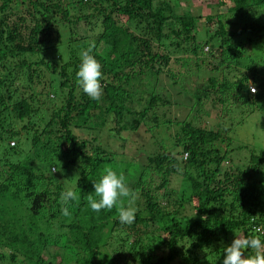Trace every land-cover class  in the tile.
<instances>
[{
  "label": "trees",
  "instance_id": "16d2710c",
  "mask_svg": "<svg viewBox=\"0 0 264 264\" xmlns=\"http://www.w3.org/2000/svg\"><path fill=\"white\" fill-rule=\"evenodd\" d=\"M209 1L224 11L203 15L200 33V17L168 0H0V160L18 157L0 164V264H223L234 232L260 228L264 242V151H251L244 169H227L220 146L231 140L230 125L160 121L155 109L168 98L154 85L144 94L128 90L141 78L162 76L183 90L191 80L195 116L209 104L226 120L240 106L235 124L257 113L264 129V0ZM91 43L102 66L100 101L76 82ZM252 49L258 53L240 64ZM140 125L172 127L170 151L162 147L145 166L101 146L103 132L123 140ZM58 164L75 171L71 184L51 173ZM109 165L137 194L131 224L119 221L116 207L97 213L88 205ZM177 174L186 186L175 197ZM67 190L80 199L66 205L65 217Z\"/></svg>",
  "mask_w": 264,
  "mask_h": 264
},
{
  "label": "rangeland",
  "instance_id": "374dc122",
  "mask_svg": "<svg viewBox=\"0 0 264 264\" xmlns=\"http://www.w3.org/2000/svg\"><path fill=\"white\" fill-rule=\"evenodd\" d=\"M168 1H170V4L175 7L176 12H179L180 9H184L189 10L190 13L195 17L199 16L200 19L196 22V30L200 33L202 32V26L204 24V21L202 19L203 15H221V12L224 11L222 8L218 9L215 5H212L213 3L209 0ZM88 29L89 26L85 27L83 33H88ZM79 34H82V31H80ZM197 40H200L199 43L201 44L203 39L201 40V38L197 36ZM203 52H205V54L208 53V51L205 50ZM255 53H258L257 49L255 51H253L252 49V53L249 55V57L247 56V54H245V60L242 59L240 64H248L247 59L252 58V55ZM261 73L264 74V68ZM202 79V76L199 77L196 83L200 84L202 82ZM54 82H56L55 79ZM190 82L191 80H188L186 84L187 89L188 87L189 89L183 90L181 85L178 84L177 86H172L170 82H168L162 76H158L156 83H154L153 79L151 78H141L137 82H134L133 85L129 86L128 90L132 92L137 91L138 93L143 92L142 94H144L147 91V88H151L154 85L153 90L156 93H159L168 98V101L170 103L169 106L167 105L163 108L160 107L157 110L155 109L156 116L160 121H181L183 117L188 120H190L192 117H196V119H192L191 121H193L196 125L199 124V126H203L209 129H212L218 124L222 126L224 123L225 126L230 125L228 137L231 140L228 142H223L220 147L222 151L226 152V156L227 158H229L231 164L224 163L223 166L227 169L228 166H237V168L239 169L246 168L248 166V158L251 151H254L255 154L264 151V129L260 127V115L254 113L244 118L242 123L235 124L240 120L241 112L245 111L243 107L238 106L231 109L229 112H226V120L225 118H220L219 120V118L217 117L219 116V112H216L215 108H212L211 105L207 104L208 106L202 107V109L204 110V114L195 116L197 110L191 108L192 99L190 98V92H192V85L189 84ZM198 110L200 111V109ZM230 120L232 122H230ZM72 133L79 139L89 138L88 130L72 129ZM173 133L174 130L172 127L169 130H165L163 126H161L158 130L152 128L145 131V126L143 127L140 125L135 132L121 133L120 137L123 140L117 139L112 134V132L106 131V133L103 132L99 141L101 143V146H103L105 150L117 155L116 160L123 162L129 161L132 164L146 166V158L151 155L160 153L162 147H164V150L166 152L170 151V143L172 142ZM12 142L14 143V141ZM4 146V143L0 145V154L2 153V149L4 148ZM19 154H21V152ZM2 157L3 156L0 155V159ZM17 159L18 157L7 156L4 160H0V164H3L5 161H14ZM49 168H53V171L50 169L51 173H54V176L57 175L58 177H62L65 182L67 181V184H71L68 182L74 180L76 177L75 171L72 168H62L61 164H58V166L55 167L50 166ZM115 169L118 171H122V164L115 167ZM171 177L172 180L170 182V188L173 190L175 197H178L179 192H181V190L185 188L186 183L184 182L183 176H180V174Z\"/></svg>",
  "mask_w": 264,
  "mask_h": 264
},
{
  "label": "clouds",
  "instance_id": "9594fccd",
  "mask_svg": "<svg viewBox=\"0 0 264 264\" xmlns=\"http://www.w3.org/2000/svg\"><path fill=\"white\" fill-rule=\"evenodd\" d=\"M95 44H89L86 50L80 53L81 64L76 72L77 84L83 92L91 99L100 101L103 96V85L101 80L103 74L101 64L91 54ZM251 92L256 93L257 89L251 87ZM188 154L186 153L185 156ZM95 191L86 197L91 210L99 213L101 210H112L117 208L119 221L122 224H131L135 221L138 209L134 207L137 194L130 189L126 177L122 172H117L112 166H105L100 179L93 182ZM79 195L73 190L61 193L60 202L63 205L61 214L65 217L71 215L66 206L70 201L78 202ZM125 200L127 204H125ZM260 228H254L249 233H235L232 243L223 248V264H264V242H262ZM250 250V251H249ZM248 252L247 256L245 252Z\"/></svg>",
  "mask_w": 264,
  "mask_h": 264
},
{
  "label": "built area",
  "instance_id": "2783aa9c",
  "mask_svg": "<svg viewBox=\"0 0 264 264\" xmlns=\"http://www.w3.org/2000/svg\"><path fill=\"white\" fill-rule=\"evenodd\" d=\"M249 91L251 92V88L249 87ZM252 93V92H251ZM10 145H12V143H10ZM51 170L53 171V168H51Z\"/></svg>",
  "mask_w": 264,
  "mask_h": 264
}]
</instances>
